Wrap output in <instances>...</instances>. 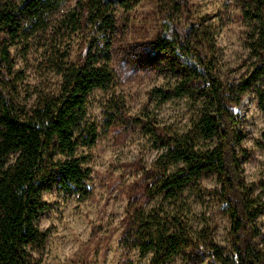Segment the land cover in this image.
<instances>
[{
	"label": "trees",
	"instance_id": "obj_1",
	"mask_svg": "<svg viewBox=\"0 0 264 264\" xmlns=\"http://www.w3.org/2000/svg\"><path fill=\"white\" fill-rule=\"evenodd\" d=\"M73 7L66 10L70 2ZM146 0H0V264H34L47 233L37 221L47 204L43 192L55 185L67 195L90 198L91 170L79 150L96 144L89 125V97L106 94L105 129L139 127L159 152L142 169L139 192L126 209L119 246L168 264L182 251L201 250L218 264H264L255 223L259 210L241 178L240 120L235 112L254 91L264 114V0L244 5L247 47L252 61L237 84L221 80L213 27L178 29L186 0H151L162 33L153 55L166 53L171 79L149 93L160 103L192 97L196 113L183 131L162 126L147 108L128 113L116 95L112 70L119 22ZM78 39V42L76 40ZM78 43V54L72 51ZM37 56L44 83L25 84L17 56ZM55 88L51 89L50 78ZM174 81H173V80ZM264 148V132L261 135ZM217 176L213 189L229 219L230 246L221 245L206 226H193L185 193L206 175Z\"/></svg>",
	"mask_w": 264,
	"mask_h": 264
},
{
	"label": "rangeland",
	"instance_id": "obj_2",
	"mask_svg": "<svg viewBox=\"0 0 264 264\" xmlns=\"http://www.w3.org/2000/svg\"><path fill=\"white\" fill-rule=\"evenodd\" d=\"M70 2L66 10L73 7ZM244 5L236 0H186L178 29L186 31L191 25L202 29L213 27L217 46L216 61L223 82L237 84L251 64L247 47V26L243 17ZM115 37L112 70L116 95L123 96L128 113L141 114L147 108L158 117L162 126L183 131L196 113L195 99L184 97L160 103L149 93L171 79L167 68L172 58L166 53L153 55V42L162 33L161 20L153 1L146 0L130 15L129 22H119ZM78 42V39L76 40ZM78 43L72 59L78 54ZM37 56H17V69L24 71L25 84L42 86L44 79L38 72ZM58 79L51 77V89ZM173 80V79H172ZM174 81V80H173ZM106 94L94 92L89 97L88 124L98 130L96 144L82 147L79 154L86 157L85 167L91 170L92 194L88 199L67 195L55 185L43 192L47 208L40 215L37 226L47 233L42 249L32 253L34 264H152V256L127 251L119 246L122 221L130 200L138 194L143 168H149L158 155V148L139 127L105 129L103 102ZM240 120V139L236 146L240 158L241 178L250 199L259 210L255 221L264 235V114L254 91L245 94L235 108ZM192 185L185 197L193 213V226H206L221 245L230 246L229 219L223 204L213 193L217 176L206 175L198 185ZM264 250V241L259 242ZM168 264H218L201 250L180 252Z\"/></svg>",
	"mask_w": 264,
	"mask_h": 264
}]
</instances>
